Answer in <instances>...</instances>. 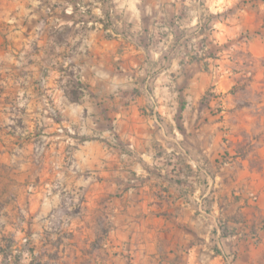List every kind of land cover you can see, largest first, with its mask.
Wrapping results in <instances>:
<instances>
[{
  "label": "rangeland",
  "instance_id": "374dc122",
  "mask_svg": "<svg viewBox=\"0 0 264 264\" xmlns=\"http://www.w3.org/2000/svg\"><path fill=\"white\" fill-rule=\"evenodd\" d=\"M73 18L95 19L99 32L114 30L116 22L123 21L129 35L144 29L154 35L153 23L174 35L180 58L193 64L183 73L178 96L199 71L196 65H201L209 82L203 92L199 90L193 108L210 127L205 136L208 155L202 156L208 193L185 202L202 211L209 226L206 244L215 253L227 246L223 253L230 264L237 255L235 244L244 236L262 245L257 250L261 257L264 0H0V116L5 118L0 127L14 133L20 145L27 144L32 165L30 178L29 165L25 170L17 160V200L13 205L11 188V209L0 211V247L7 252L5 258L0 255V264H29L35 257L47 264H91L78 261V255L89 254V248H79L73 237V222L84 197L66 182L65 177L72 175L70 161L67 167L50 165L45 176L41 172L47 145H59L67 158L80 144L79 131L60 123L65 98L76 101L80 94L88 95L72 67L79 63L70 54L73 26H62ZM78 42L86 49L87 41ZM86 136L85 140L105 141L108 148L121 147L114 128L105 140L102 135ZM201 142L204 138L196 141L195 136L188 142L194 158H201L195 151ZM23 153L18 151V159ZM24 172L25 184L21 182ZM48 176L54 177L49 183ZM137 184L132 178L128 190ZM122 251L114 249L113 256Z\"/></svg>",
  "mask_w": 264,
  "mask_h": 264
},
{
  "label": "crops",
  "instance_id": "0c3cea01",
  "mask_svg": "<svg viewBox=\"0 0 264 264\" xmlns=\"http://www.w3.org/2000/svg\"><path fill=\"white\" fill-rule=\"evenodd\" d=\"M94 20L73 18L62 23L73 26L70 54L79 63L72 67L77 69L88 95L80 94L76 101L65 98L60 113L61 124L79 131L80 144L67 158L59 145H47L41 167L45 176L50 165L61 168L71 163V169L65 168L72 172L65 177L66 182L84 197L80 215L73 222V237L79 248H89V254L78 255V261L230 264L223 253L227 246L223 247L225 251L215 253L206 244L209 226L202 211L185 202L208 193L202 156L208 155L205 136L210 127L193 108L208 86V76L201 65H196L199 71L189 77L178 96V86L185 80L183 73L193 64L180 58L174 35L156 27L157 23H153L154 35L146 29L129 35L123 21L116 22L118 28L114 30L104 28L99 32ZM82 39L87 41L86 49L78 42ZM195 93L197 97H193ZM4 119L0 116V126ZM111 128L121 145L119 149L108 148L99 139L85 140L86 135H102L105 140ZM193 136L196 141L204 138L195 150L200 152V159L193 157V148H187ZM27 147L25 142L18 143L14 133L0 127V211L11 209V188L13 205L16 203L17 160L25 170L29 165L31 178ZM18 151L24 152L19 159ZM47 178L49 183L54 177ZM132 178L138 184L128 190ZM22 180L25 184L26 172ZM261 246L244 236L235 244L237 255L232 264H264V252L259 258L257 255ZM122 248L123 254L113 256L114 249ZM5 250L2 247L0 251L4 258Z\"/></svg>",
  "mask_w": 264,
  "mask_h": 264
},
{
  "label": "trees",
  "instance_id": "16d2710c",
  "mask_svg": "<svg viewBox=\"0 0 264 264\" xmlns=\"http://www.w3.org/2000/svg\"><path fill=\"white\" fill-rule=\"evenodd\" d=\"M29 264H47V263H42L41 259L35 257Z\"/></svg>",
  "mask_w": 264,
  "mask_h": 264
},
{
  "label": "built area",
  "instance_id": "2783aa9c",
  "mask_svg": "<svg viewBox=\"0 0 264 264\" xmlns=\"http://www.w3.org/2000/svg\"><path fill=\"white\" fill-rule=\"evenodd\" d=\"M231 258H233V255L231 256Z\"/></svg>",
  "mask_w": 264,
  "mask_h": 264
}]
</instances>
